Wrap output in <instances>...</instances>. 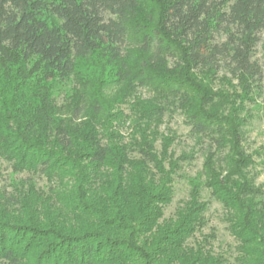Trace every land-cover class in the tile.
<instances>
[{
  "label": "trees",
  "instance_id": "trees-1",
  "mask_svg": "<svg viewBox=\"0 0 264 264\" xmlns=\"http://www.w3.org/2000/svg\"><path fill=\"white\" fill-rule=\"evenodd\" d=\"M260 99L264 0H0V264H264Z\"/></svg>",
  "mask_w": 264,
  "mask_h": 264
},
{
  "label": "rangeland",
  "instance_id": "rangeland-1",
  "mask_svg": "<svg viewBox=\"0 0 264 264\" xmlns=\"http://www.w3.org/2000/svg\"><path fill=\"white\" fill-rule=\"evenodd\" d=\"M262 48L258 51V56L262 53ZM144 94H148L145 89L142 90ZM67 93V92H66ZM64 91L59 94H66ZM62 97L59 96V100ZM251 118L249 124L246 127V144L253 150L258 148L262 154L256 157L257 166L256 170L259 172L257 182L264 184V102L260 99L257 106L250 104ZM168 124L174 129L178 130L181 134V142H179L175 148L177 152L182 150H189L194 146V140L188 135V127L183 123V119L180 115L175 114L173 117L168 118ZM203 156L201 153L197 154L196 159L187 164L185 172L187 174H195L202 167ZM0 169L3 174V183H9L13 178H19L12 173L11 167L4 160H0ZM12 176V177H11ZM190 185L186 178L178 179L176 182V193L173 202L166 207V216L171 215L177 206L182 203V200L188 197ZM207 225L203 228L204 233H213L215 235L212 240L213 246L217 251H223L228 256L234 250L236 241L230 234L227 228V222L224 219V209L218 201L211 199V204L206 212Z\"/></svg>",
  "mask_w": 264,
  "mask_h": 264
}]
</instances>
